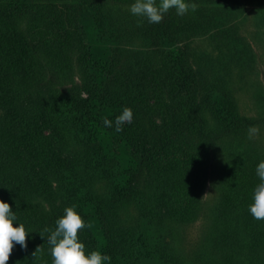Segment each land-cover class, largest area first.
I'll return each instance as SVG.
<instances>
[{
	"label": "trees",
	"instance_id": "trees-1",
	"mask_svg": "<svg viewBox=\"0 0 264 264\" xmlns=\"http://www.w3.org/2000/svg\"><path fill=\"white\" fill-rule=\"evenodd\" d=\"M134 2L0 0V199L28 232L7 264H52L43 230L73 205L92 225L78 233L86 252L110 264H251L264 251V220L249 211L264 161L248 138L255 119L226 91L210 104L171 100L159 68L179 63L175 43L212 35L211 21L173 9L150 24L130 12ZM147 73L150 87L139 82ZM168 98L174 114L157 122ZM125 107L133 121L123 131L103 125ZM216 142L234 158L223 179L210 160ZM96 176L106 182L91 184ZM167 222L178 243L166 249L153 234Z\"/></svg>",
	"mask_w": 264,
	"mask_h": 264
},
{
	"label": "rangeland",
	"instance_id": "rangeland-1",
	"mask_svg": "<svg viewBox=\"0 0 264 264\" xmlns=\"http://www.w3.org/2000/svg\"><path fill=\"white\" fill-rule=\"evenodd\" d=\"M187 2L198 5L196 12L211 21L210 30L214 33L193 36L189 39L188 46L183 42L175 43L173 47L169 46L172 47L170 58L179 59V63L170 68L165 66L166 62L162 63L164 67L159 68L167 72L168 78L171 76L170 99L176 98L179 103L207 99V103L210 104L215 94L217 96L219 92L226 91L234 98L241 114L255 119V127L260 130L256 137V145L264 150V0H187ZM139 82L150 87L149 74L139 79ZM189 94L191 96H188ZM170 99L168 98L162 109L156 113L157 122L171 120L174 106ZM29 100L37 103L35 97H30ZM216 145L217 150L210 154V160L214 162L215 177L223 179L225 173L232 169L230 163L234 158L231 154L224 155L220 152L219 142H216ZM228 151L232 152L231 149ZM215 153L216 157H213ZM99 173L101 174H92L98 176L105 174L104 171ZM85 176L83 174V177ZM98 176L91 178V184L106 182ZM107 176L106 174L103 177ZM184 213L186 217L189 215L186 203ZM169 226L170 223L167 222L153 234L162 239L161 244L166 249L169 243H178L175 233L171 234L173 229L170 230ZM194 229V226L190 227L187 223L189 236L194 234ZM263 254L264 251L257 255L254 253L255 258L251 259V264H259V258Z\"/></svg>",
	"mask_w": 264,
	"mask_h": 264
},
{
	"label": "clouds",
	"instance_id": "clouds-1",
	"mask_svg": "<svg viewBox=\"0 0 264 264\" xmlns=\"http://www.w3.org/2000/svg\"><path fill=\"white\" fill-rule=\"evenodd\" d=\"M198 5L189 3L187 0H135L130 6V12L150 24L161 23L164 16L171 10H175L178 16H185L189 12H196ZM142 21H138L140 26ZM133 121V111L125 107L121 114L115 117V121L105 118L103 125L106 128L115 127L116 132L123 131L124 124ZM258 127H250L248 138L253 139L259 135ZM257 176L261 181L254 189L253 203L249 211L256 220H264V161H261L256 169ZM76 206L66 207L64 214L56 221L54 230L45 228L44 232H50L47 242L51 245L52 264H105L111 261L110 255L102 254L98 250L86 252L85 244L78 238L79 231L91 228L82 216L75 210ZM16 215L11 205L0 199V264H7L14 244L20 245L22 249L27 248V235L23 224L14 226ZM44 237L42 234H40ZM39 250L37 247L36 251ZM36 251L33 253L35 256Z\"/></svg>",
	"mask_w": 264,
	"mask_h": 264
}]
</instances>
